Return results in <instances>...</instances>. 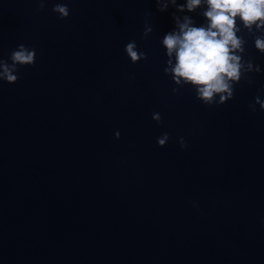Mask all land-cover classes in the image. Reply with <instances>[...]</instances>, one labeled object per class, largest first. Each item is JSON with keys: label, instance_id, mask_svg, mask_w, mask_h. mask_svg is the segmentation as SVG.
Wrapping results in <instances>:
<instances>
[{"label": "clouds", "instance_id": "9594fccd", "mask_svg": "<svg viewBox=\"0 0 264 264\" xmlns=\"http://www.w3.org/2000/svg\"><path fill=\"white\" fill-rule=\"evenodd\" d=\"M40 9H44V0H39ZM158 10L164 12L170 2L176 7L177 12H194L202 3L206 10L203 16L207 21L206 25L194 26L195 22L190 16L181 18L173 15L176 29L166 33L161 41L166 49V67L164 72L170 75L177 84H188L194 86L198 99L205 104H211L216 94L227 93V96L220 95L223 102L233 97V86L230 81L241 79L242 57L237 51L243 52L242 38L237 35V18L243 22L245 28L252 30L264 29V0H186L185 4H177V0H156ZM53 12L59 13L60 19H65L70 15L67 4L57 3L53 6ZM153 29L145 25L143 33L147 37ZM256 48L264 52V38H257ZM136 42L132 41L126 45V52L135 62L147 59L146 53L135 50ZM36 51L20 44L16 50L12 51L8 60L0 59V80L9 84L18 81L17 75L19 67L31 66L35 63ZM251 68V65H248ZM259 71V68H257ZM177 89H173L176 92ZM256 102L260 103L264 110V102L259 96ZM253 111H255L253 109ZM152 118L158 123L161 122L159 113H153ZM119 137V132H117ZM163 138H158V145L163 146L168 139L165 133ZM183 139V138H181ZM183 146V145H182Z\"/></svg>", "mask_w": 264, "mask_h": 264}]
</instances>
